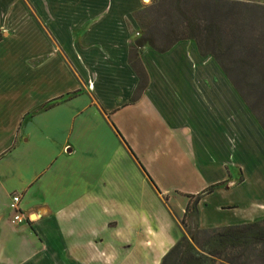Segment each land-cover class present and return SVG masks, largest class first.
I'll use <instances>...</instances> for the list:
<instances>
[{"label":"crops","instance_id":"0c3cea01","mask_svg":"<svg viewBox=\"0 0 264 264\" xmlns=\"http://www.w3.org/2000/svg\"><path fill=\"white\" fill-rule=\"evenodd\" d=\"M240 1L264 5V0ZM35 6L42 8L41 22L51 36L21 0H0V62L22 60L30 70L14 95L30 99H0V264H110L113 249L156 248V243L147 247L145 240L156 231L155 214L140 206L156 185L134 155L135 141L160 151V144L165 150L179 144L196 175L208 167L216 172L207 185L215 184L206 194L211 203L196 205L195 228L264 218V130L241 99H235L242 111L234 125L246 120L249 128L241 140H234L220 104H237L214 99L215 77L230 84L210 56L199 55L192 40L177 41L161 53L143 45L138 59L146 86L131 102L137 78L127 51L141 34L130 19L139 0H37ZM204 60L211 62L208 79L201 68ZM60 73L65 77L62 86ZM209 85L211 92L199 95ZM30 143L36 146L32 155ZM164 152L161 159L172 156ZM129 160L133 165L126 166L129 176L124 177L123 163ZM178 191L197 193L187 187ZM11 195L18 196L21 223L10 222ZM182 198L184 207L187 197ZM204 207L208 210L201 219ZM162 221L163 235L168 229L166 239L172 245L178 237L172 235L170 215L163 213ZM145 223L150 232H135L126 245L119 231L125 225L139 231ZM118 253L119 264L139 263ZM162 253L149 262L157 263Z\"/></svg>","mask_w":264,"mask_h":264},{"label":"trees","instance_id":"16d2710c","mask_svg":"<svg viewBox=\"0 0 264 264\" xmlns=\"http://www.w3.org/2000/svg\"><path fill=\"white\" fill-rule=\"evenodd\" d=\"M163 7L168 14L161 28L159 11ZM144 11L155 13V17L150 26L143 28L139 23L141 34L128 45L127 63L137 78L131 102L140 96L147 81L138 49L146 45L161 53L177 41L192 40L199 55L214 60L264 130L259 118L264 109H255L248 101L250 96L255 101L264 99V5L240 0H153ZM159 39L162 45L156 44ZM214 186L186 195L181 222L190 209L195 213L190 200L196 204L201 194L210 193ZM158 264H264V218L186 231L164 252Z\"/></svg>","mask_w":264,"mask_h":264},{"label":"rangeland","instance_id":"374dc122","mask_svg":"<svg viewBox=\"0 0 264 264\" xmlns=\"http://www.w3.org/2000/svg\"><path fill=\"white\" fill-rule=\"evenodd\" d=\"M37 0H21V2H23L24 6L27 7L28 11L32 14L33 17H38L39 19V24L41 25L42 22V18H43V14H42V8H37L35 6ZM63 1V0H62ZM153 0H139L140 6L136 9H132V14L130 19L132 18L133 22L136 24H138V26L140 27L139 23H142L143 28L146 26H150L152 24L153 18L155 17V13H146L145 7L148 6ZM40 6L46 5V3H41L40 2ZM164 6V5H163ZM48 7L46 5V7H43V10H47ZM50 10V9H49ZM61 10L67 11V8H61ZM81 10V9H77ZM82 11V10H81ZM143 11V12H142ZM197 13L199 11V8L196 10ZM160 19L161 21L160 23V27H164V25L166 24V20H167V14L168 11L166 9L161 8L160 9ZM49 13V12H48ZM200 15V13H198ZM197 14V16H198ZM138 18V19H137ZM131 20V21H132ZM136 21V22H135ZM136 24V25H137ZM44 31L48 34V36H51L49 34V32L47 31V29H45V25H43ZM160 28V29H161ZM161 31V30H160ZM160 31H157L160 33ZM157 45H162L163 44V40L159 39L156 41ZM209 61V60H208ZM192 62V61H191ZM194 64L200 65L201 63L199 62H192ZM211 62H207V60H204V62L201 65L202 68V72H203V76L204 79H208L211 71H210V67L209 64ZM30 71L29 68L27 67V65H25L22 60H18V61H13L11 63H9V61H7L6 63L2 64L0 62V80H5V81H0L2 83L5 84V87L3 86V90H0V99H30L27 97H24L23 95H20L19 97H15L14 95H16V92L18 94L19 90H20V83L22 84V77L23 74L28 73ZM65 81V77L63 76L62 73H60V86L63 85V82ZM206 83V82H205ZM212 82L209 81L207 82V84H211ZM10 85L12 86V91H7V89L9 90ZM215 98L214 99H233V102L236 101L235 99H239V97L237 96V94L231 90L230 86L227 85L226 83H223L219 80V78L215 77ZM206 87V86H205ZM207 91H204V90ZM199 95H203L205 96V94H207L208 92L210 93L211 90L213 89V87H211L210 85L207 86ZM10 97V98H9ZM253 96H250L248 101L249 103H251L255 109L258 110H262L264 109V99H261V101H255L256 98H251ZM31 103L28 102V105H30ZM237 107H231V105H227L225 106L223 103L220 104V108H222L221 110V115L224 119H227L231 122H228V124L225 125L226 129H228L230 132L235 133L234 140H241L242 135H244V132L246 130V128H249L248 126V122L245 120L241 123H238L237 126L234 125L235 121L239 118V112L242 111V106H240V104H238V102L236 101ZM19 106H25V102L23 104H20ZM258 107V108H256ZM224 108V110H223ZM249 113V112H248ZM247 111L245 112V116L248 115ZM250 114V113H249ZM261 114V113H260ZM259 114V118L261 120V122L264 125V115L260 116ZM248 117H246L247 119ZM222 121H224L222 119ZM148 141V140H147ZM147 142H142V141H135V143H133L135 145L136 152H134L135 157L137 158L138 161H140L143 164V167H145L146 171L149 172L150 177L154 178L153 181H155V190L154 193L151 192L152 194H150L149 197H145L143 203L141 201L142 204H140L141 207H143L144 209H150V211L154 212L155 216L153 215V219L154 222L156 221L157 227H156V231H154L153 233H150V239L148 240L147 238H145V240H147L146 245L147 247L150 246V244H157L156 248L150 247V248H144V247H140V248H136V247H125V248H116L113 249L115 251L114 253V258L112 260V262L114 264H119V260H121L122 256H119L117 254H119L118 252H121V254L125 255L129 259L133 260L134 263L139 262L138 264H158V262L154 263H150L149 260L152 259V257L156 256L157 252L163 251L162 255L164 254V252L171 246L168 245L171 240H167L166 237L169 235V230H165L167 235H163V213L165 214H169L171 221H172V225L173 228L171 229L172 235H177V237L179 238V236L181 234H185L186 231H192L195 226H196V222H197V211L195 210V213L191 211V209L188 211V213H186L185 217H183L182 222H181V216H182V207H183V198L182 196L186 195L179 190H184V188H194L197 190V193H200L202 190V188L206 187L210 182L214 181L215 178V174L216 172L214 170H212L210 167H208V170L206 173L201 174H195L192 169L188 168V164H187V154L186 151L179 145V144H175L172 145V149L169 150L170 148L165 150V147L163 146V144H160V148L162 151L153 148H149L147 145H145ZM132 144V143H131ZM158 148V147H157ZM159 149V148H158ZM36 151V146H32L31 143L29 144V148H28V153L29 154H34ZM164 151L171 153V157H164L163 159H161L162 156H164L165 153ZM170 158V159H169ZM127 159H130L129 157H127ZM170 160V161H168ZM133 165L132 161H125L123 163V167H124V177L129 176L128 174V170L126 166ZM206 166H211V165H207V161L205 162ZM193 173V174H192ZM190 175L188 177V181L184 180V176L185 175ZM237 177V176H236ZM239 178H241V174L239 176ZM187 179V178H186ZM186 183V184H185ZM186 185V186H185ZM129 186L132 189L137 190V185L135 184V182H130ZM222 186V185H221ZM137 192V191H136ZM141 193L142 195H144L145 191L141 186ZM182 195V196H180ZM206 199L205 202H203ZM211 196L207 199L206 194L200 196V198L198 199V201L196 202V204L192 203V199L190 200V207L194 206V209H196V205L197 203L201 202V203H206L211 201ZM213 200H215V191L213 192ZM7 207L8 209H11V204H10V199L8 197V201H7ZM152 202H154V205L152 204ZM150 203V206H148L147 204ZM211 203V202H210ZM161 209L163 211V213H161V211H159L158 209ZM203 210V211H202ZM206 210V211H205ZM207 208L204 207L201 208L200 211V218L204 219V216H206L207 213ZM169 211V212H167ZM211 217V216H210ZM212 218V217H211ZM141 219L143 221V219L145 220H149L147 218V216L144 218L141 216ZM158 221V222H157ZM159 222L161 223V226L159 227ZM144 224V222H142ZM149 223V221L147 222ZM147 227H146V223H145V227L142 229L141 224L139 225V231H134V229H129V227L127 225H125V229L122 231H119V234L123 235L124 238V242L126 245H131V243L133 242V236L135 234V232L140 233L141 236H143L145 233L144 231H146ZM148 232L149 229H147ZM161 231V232H160ZM178 232V234H177ZM165 233V232H164ZM146 235V234H145ZM179 235V236H178ZM156 236V238H155ZM142 244V243H140ZM173 244V243H172ZM161 255V256H162ZM160 256V257H161ZM126 257L124 259H126ZM159 257V259H160ZM137 261V262H136ZM110 263V264H113ZM99 264V263H98Z\"/></svg>","mask_w":264,"mask_h":264},{"label":"built area","instance_id":"2783aa9c","mask_svg":"<svg viewBox=\"0 0 264 264\" xmlns=\"http://www.w3.org/2000/svg\"><path fill=\"white\" fill-rule=\"evenodd\" d=\"M10 200H11V202L13 204L12 216H11L10 222L13 223V224H17V223L23 222L21 214H20L18 208L16 207V203L18 201V196L17 195H11Z\"/></svg>","mask_w":264,"mask_h":264},{"label":"water","instance_id":"95a60500","mask_svg":"<svg viewBox=\"0 0 264 264\" xmlns=\"http://www.w3.org/2000/svg\"><path fill=\"white\" fill-rule=\"evenodd\" d=\"M33 216L32 215H30V219L32 218Z\"/></svg>","mask_w":264,"mask_h":264},{"label":"bare ground","instance_id":"6f19581e","mask_svg":"<svg viewBox=\"0 0 264 264\" xmlns=\"http://www.w3.org/2000/svg\"><path fill=\"white\" fill-rule=\"evenodd\" d=\"M145 1H147V0H145Z\"/></svg>","mask_w":264,"mask_h":264}]
</instances>
